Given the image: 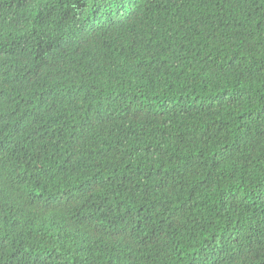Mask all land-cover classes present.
I'll return each mask as SVG.
<instances>
[{
  "label": "trees",
  "instance_id": "1",
  "mask_svg": "<svg viewBox=\"0 0 264 264\" xmlns=\"http://www.w3.org/2000/svg\"><path fill=\"white\" fill-rule=\"evenodd\" d=\"M0 264H264V0H0Z\"/></svg>",
  "mask_w": 264,
  "mask_h": 264
}]
</instances>
